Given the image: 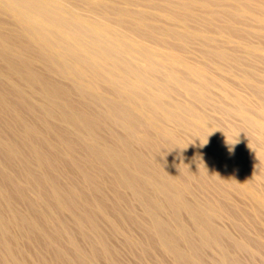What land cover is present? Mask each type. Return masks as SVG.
<instances>
[{
    "label": "bare ground",
    "instance_id": "obj_1",
    "mask_svg": "<svg viewBox=\"0 0 264 264\" xmlns=\"http://www.w3.org/2000/svg\"><path fill=\"white\" fill-rule=\"evenodd\" d=\"M0 264H264V0H0Z\"/></svg>",
    "mask_w": 264,
    "mask_h": 264
},
{
    "label": "rangeland",
    "instance_id": "obj_2",
    "mask_svg": "<svg viewBox=\"0 0 264 264\" xmlns=\"http://www.w3.org/2000/svg\"><path fill=\"white\" fill-rule=\"evenodd\" d=\"M247 94H248V93H247ZM192 144H193L194 147H197V146H198L196 142H193V141H192ZM194 144H195V145H194Z\"/></svg>",
    "mask_w": 264,
    "mask_h": 264
}]
</instances>
